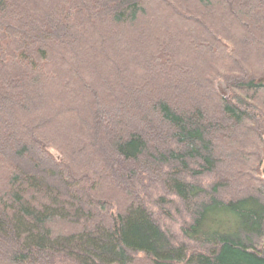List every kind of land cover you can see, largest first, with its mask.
<instances>
[{
	"label": "trees",
	"instance_id": "1",
	"mask_svg": "<svg viewBox=\"0 0 264 264\" xmlns=\"http://www.w3.org/2000/svg\"><path fill=\"white\" fill-rule=\"evenodd\" d=\"M0 264H264V0H0Z\"/></svg>",
	"mask_w": 264,
	"mask_h": 264
},
{
	"label": "rangeland",
	"instance_id": "2",
	"mask_svg": "<svg viewBox=\"0 0 264 264\" xmlns=\"http://www.w3.org/2000/svg\"><path fill=\"white\" fill-rule=\"evenodd\" d=\"M217 87L221 93H225V88L220 82L217 83Z\"/></svg>",
	"mask_w": 264,
	"mask_h": 264
},
{
	"label": "bare ground",
	"instance_id": "3",
	"mask_svg": "<svg viewBox=\"0 0 264 264\" xmlns=\"http://www.w3.org/2000/svg\"><path fill=\"white\" fill-rule=\"evenodd\" d=\"M222 94H225V93H222Z\"/></svg>",
	"mask_w": 264,
	"mask_h": 264
}]
</instances>
